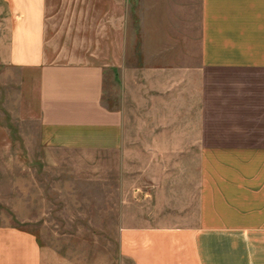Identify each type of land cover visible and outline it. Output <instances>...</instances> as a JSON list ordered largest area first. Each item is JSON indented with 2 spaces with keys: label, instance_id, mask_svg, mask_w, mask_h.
<instances>
[{
  "label": "crops",
  "instance_id": "obj_1",
  "mask_svg": "<svg viewBox=\"0 0 264 264\" xmlns=\"http://www.w3.org/2000/svg\"><path fill=\"white\" fill-rule=\"evenodd\" d=\"M135 12L134 26L129 11L109 15L105 65L47 38V0H0V65L17 73L47 155L147 157L123 165L122 261L264 264V0H138ZM116 69L141 108L138 133L131 108L104 102ZM0 264L103 263L0 222Z\"/></svg>",
  "mask_w": 264,
  "mask_h": 264
},
{
  "label": "rangeland",
  "instance_id": "obj_2",
  "mask_svg": "<svg viewBox=\"0 0 264 264\" xmlns=\"http://www.w3.org/2000/svg\"><path fill=\"white\" fill-rule=\"evenodd\" d=\"M137 1L47 0V38L79 60L107 65L113 52L109 15L129 11L134 26ZM132 42L134 47L138 39ZM16 76L0 65V222L36 232L42 244L77 263L132 264L119 257L116 206L124 191L120 181L130 176L123 165L145 163L147 157L130 156L124 149L47 155L37 116L21 97ZM103 98L110 108H131L138 133L141 108L125 100L124 77L117 69L114 77L105 74ZM135 143L128 148L140 146L139 140ZM131 175L138 180L140 172Z\"/></svg>",
  "mask_w": 264,
  "mask_h": 264
}]
</instances>
